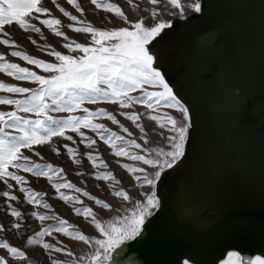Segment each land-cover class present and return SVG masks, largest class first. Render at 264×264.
<instances>
[{
    "label": "snow or ice",
    "instance_id": "6c2138e0",
    "mask_svg": "<svg viewBox=\"0 0 264 264\" xmlns=\"http://www.w3.org/2000/svg\"><path fill=\"white\" fill-rule=\"evenodd\" d=\"M46 2L52 3L63 17L68 18L67 29L76 34H86L90 42L78 43L71 39L66 34L61 19L55 17L52 10L45 6ZM90 2L96 9L102 7L97 0ZM147 2L152 6L149 15L155 23L150 24L142 18L133 21L129 18L130 13L126 8L116 3H107L104 10L114 13L112 19L118 18L123 26L97 28L91 23L79 20L77 15L61 6L58 0H0V4L7 5L6 8L0 6V48L8 49L7 52H0V74H5L17 82L35 85L31 87L0 81V93H4L0 95V106H9L12 109L0 110V201L5 204L4 211L9 217L7 224L0 220V231H10V224L12 230L20 232L27 228L28 219H34L40 222V225H44L46 221H56L55 225L40 226L33 235L25 238L27 245H35L47 252L51 264H112L113 255L121 245L142 235L146 220L160 207V200L155 191L157 183L161 182L166 170L173 168L184 156V146L191 127L188 109L180 103L164 75L154 66L156 57L149 48L165 29L171 27L169 22L159 19L160 6L179 10L181 15L184 6L181 0ZM66 3L80 14L84 13L77 0H66ZM127 5L138 7L134 5V0H127ZM195 10L200 11L199 4L195 5ZM8 27L17 28L22 35L27 34L25 38L33 45L37 40L33 39L31 34H40L42 29H47L55 37L62 38V47L67 50V54L54 47L45 48L47 55L53 58L46 61L19 50L21 46L7 30ZM9 58H17L25 66L10 62ZM145 86L154 90L148 91ZM138 91L142 93V98L133 95ZM99 103L115 105L118 115L103 107L96 110L84 107L85 104ZM137 104L149 110V120L156 122L161 129L167 128L171 133L166 137L170 145L169 150H145L136 140H126L124 135L112 131L102 122H97L102 118L106 119L131 136L132 133L121 123L119 116L135 125L140 133H145V126L139 123L143 114L132 110ZM161 107L177 109L182 120H177L167 113L163 117L152 114ZM77 111L82 115H71ZM51 112H67L70 115L57 119L49 114ZM21 113L31 114L35 118H26ZM84 130L94 133L99 141L112 150L114 157L140 162L153 170L149 174L142 166H130L127 163L120 165L133 175L141 187L148 186L143 200L132 202L125 189L117 187L121 181L112 171L107 170L109 165L98 154L92 151L86 153L90 167L97 170L94 179L111 187L114 197L134 204L130 215L117 216L110 221L99 219L93 207L83 206L84 201L71 194L80 193L82 189L66 181L63 167L32 160L33 155L43 159L36 146L47 145L54 137H59L72 142L71 145L65 143L63 151L72 163L80 164L82 153L72 146L77 141L69 133L78 136L85 149H94L98 143L97 139L86 134ZM141 139L144 144L148 143L146 134L142 135ZM129 147L140 152L133 154L128 150ZM53 151L56 155L61 154L60 148ZM30 178L45 179L54 189L57 199L65 204H80L81 207H74L73 212L77 217H83L89 222L99 235L70 230L76 226L67 220L36 211L37 208L51 210L52 206L41 199V196L47 193L26 186L30 184ZM83 196L102 210L112 209L111 204L90 195L88 191H83ZM24 203L32 206L30 217L22 210ZM54 234L81 242L87 246V252L76 255L73 250L65 248L59 239H56L55 243L45 240ZM53 252L70 257L71 260L56 259L51 255ZM26 259V251L22 247L13 246L7 239L0 240V264H12V260ZM183 264H189L188 260H184ZM221 264H264V256H247L231 250L227 252L226 259Z\"/></svg>",
    "mask_w": 264,
    "mask_h": 264
},
{
    "label": "water",
    "instance_id": "95a60500",
    "mask_svg": "<svg viewBox=\"0 0 264 264\" xmlns=\"http://www.w3.org/2000/svg\"><path fill=\"white\" fill-rule=\"evenodd\" d=\"M149 47L191 127L161 207L112 264L264 254V0H201Z\"/></svg>",
    "mask_w": 264,
    "mask_h": 264
},
{
    "label": "rangeland",
    "instance_id": "374dc122",
    "mask_svg": "<svg viewBox=\"0 0 264 264\" xmlns=\"http://www.w3.org/2000/svg\"><path fill=\"white\" fill-rule=\"evenodd\" d=\"M67 11L71 12L74 15L78 16L79 20L84 21L85 23H91L93 26L97 28H112L113 26H123L121 20L112 19L114 13H109L104 10V5L107 3H116L118 6L122 8H126V10L130 13L129 18L135 21L137 18H142L148 21L150 24L155 23L150 18V10L152 6L147 2V0H134V5L137 6H128L127 0H97L98 3L102 5L100 9H96L94 5L91 4L90 0H77V3H80L81 8L84 9V13L80 14L79 12L75 11V9L66 3V0H58ZM183 7V14L181 15L179 10L172 9L170 7L165 8L163 5L160 6L161 15L159 19L165 20L171 23L172 19L175 17H184L190 13L195 12V5H200V0H181ZM0 6L7 7L6 4H0ZM45 6L52 10V13L55 17L60 18L62 24L65 26L66 34L71 38L76 40L78 43H89V39L86 34H76L71 29H67V25L69 20L67 17H63L62 13L56 10L52 3L46 2ZM7 27V26H6ZM14 38L17 40V43L21 46L19 50L25 51L28 54H31L37 58H43L46 61H51L53 58L49 57L44 51L45 48H55L65 54H67V50L62 47V38L55 37L50 33L47 29H42L40 34L32 33V38L37 40V43L33 45L28 39H26V35H22L21 32L17 28L8 27L7 29ZM8 49L0 48V52H7ZM10 62H18L21 63L22 66H25L22 61H19L17 58H9ZM160 71V70H159ZM161 72V71H160ZM47 75V74H46ZM0 81L6 83H17L22 84L23 86H31L35 87V85H29L25 82H17L14 81L12 78L7 77L5 74H0ZM146 90L152 91L154 89L145 86ZM174 93V92H173ZM4 93H0L3 95ZM133 95L141 96V92L133 93ZM177 97V96H176ZM19 98V97H17ZM181 104L182 101L177 97ZM184 105V104H183ZM84 107H88L90 110H96L98 107H103L108 111H112L118 115V109L115 105L110 103H99L97 105H89L85 104ZM185 107V105H184ZM0 110L10 111L12 110L9 106H0ZM133 111H138L142 113V118L139 121L142 125L145 126V133H140V130L133 125L130 121L125 120L123 117H119L118 119L121 120V123L129 129L132 133L131 136H128L127 133H123L118 125H112L110 121L106 119H100L97 122H102L105 124L106 127L110 128L112 131H116L120 135H124L126 140L134 139L137 143L142 144L145 150H152V149H164L169 150L170 145L166 137L171 135V133L165 129L159 128L156 122L151 121L148 119L149 110L146 109L143 105L137 104L134 105ZM167 113L169 115L174 116L177 120H182V116L177 109L174 108H159L155 113L152 114H159L161 117ZM51 116L57 119H64L67 118L70 114L67 112H51L49 113ZM189 114V113H188ZM21 115L25 116L26 118H35L31 116V114L21 113ZM71 115H82L81 112L77 111L75 113H71ZM190 123V118H189ZM12 131V130H9ZM86 134L93 136L94 139H97L98 143L94 147V149H85L84 145L80 144L79 137L73 133L74 140L77 141L76 144L72 145L76 147L82 155L80 156L81 163L74 164L70 161L67 154L63 151V145L65 143L72 144L70 141H64L62 138L54 137L51 143L44 145V146H36L37 151L41 153L40 157L32 156V160L36 163H51L54 166L63 167L66 173V181L73 183L76 187L82 189L80 193L72 192L71 194L74 196L79 197L80 200L84 201L83 206L93 207L96 216L103 220V221H110L117 216H124L130 215V211L134 206L133 203L123 201L121 198L114 197L112 195L113 189L107 186L105 183L101 181H96L94 179V173L97 171L96 169H92L90 167V162H87L86 153L88 151H92L94 154H98L108 165V171H112L116 178L121 181L117 187H122L125 191L130 195L131 201H142L143 194L148 190V186L144 185L141 187L139 182H137L131 173L126 172L122 167L121 164L127 163L130 166H142L145 167L146 171L151 174L152 169L149 166L141 165L140 162L131 161L126 158H118L114 157L112 150L102 141H99L98 137L91 133L89 130H84ZM15 134V133H13ZM147 136L148 143L144 144V141L141 139L142 135ZM119 144V142H116ZM185 147V146H184ZM60 148L61 154L56 155L54 153V149ZM130 152L135 154L136 152H140L138 149H134L129 147L128 149ZM25 154L31 155L30 153L25 152ZM103 170V169H101ZM78 173H82L83 175H79ZM30 186L35 191H40L43 193H47V195H42L41 199L45 202H48L51 206V210H45L43 208H37L36 211H40L41 213L48 214V215H56L61 219L67 220L69 223L75 225V231H83L85 234H90L93 236H98L99 234L94 231V227L89 224V222L85 221L83 217H77L73 212L74 207H81L80 204L73 205L72 203L65 204L63 201L57 199L54 189L46 182L45 179L39 178H30V184L26 185ZM64 191V190H62ZM83 191H88L90 195L95 196L97 198L103 199L109 204L112 205L111 211L107 209H101L100 206L94 205V202L89 200L87 197L83 196ZM155 191L158 196L157 186ZM5 204L0 201V220H3L4 223H8L9 217L5 214ZM22 210L26 213L27 216L30 217L32 206L24 203L22 205ZM157 210V209H156ZM154 210V213L155 211ZM150 218V217H149ZM148 218V219H149ZM147 219V220H148ZM146 220V221H147ZM26 224L28 225L27 228L22 229L20 232H16L15 230L11 229V225L9 224L8 227L10 231L3 232L0 231V240L7 239L13 246H20L23 250L26 251L27 259L24 261L12 260V264H51V259L49 254L45 252L42 248L37 247L35 245H27L25 238L29 235H33L35 231L39 230L40 226H48V225H55L56 221H46L44 225H40V222L35 221L34 219L26 220ZM56 239L62 241L63 246L65 248L71 249L74 251L76 255H83L87 252V246L83 245L81 242L72 241L71 239L63 236H57L54 234L52 237H46L45 240L49 243H55ZM60 246V245H57ZM52 257L56 259H64L70 261L71 258L67 256H61L57 253H52ZM192 264V263H189Z\"/></svg>",
    "mask_w": 264,
    "mask_h": 264
},
{
    "label": "bare ground",
    "instance_id": "6f19581e",
    "mask_svg": "<svg viewBox=\"0 0 264 264\" xmlns=\"http://www.w3.org/2000/svg\"><path fill=\"white\" fill-rule=\"evenodd\" d=\"M201 1V0H200ZM185 17V16H184ZM175 18H178V17H175ZM175 18H173L172 19V21H171V25H172V23H173V20L175 19ZM181 18H183V17H181ZM166 30V29H165ZM165 30L161 33V34H163L164 32H165ZM150 48V47H149ZM151 51H152V49H150ZM153 52V51H152ZM154 55V54H153ZM155 56V55H154ZM157 62H159L158 61V58H157ZM155 63H156V60H155ZM157 64V63H156ZM156 64L154 65L158 70H160L161 71V73L163 74V72H162V70L159 68V67H157L156 66ZM164 78H165V76H164ZM165 80H166V78H165ZM166 82H167V80H166ZM169 84V83H168ZM169 86L172 88V86L169 84ZM172 90H173V92H174V89L172 88ZM175 94V93H174ZM184 104V103H183ZM185 105V104H184ZM185 107H186V105H185ZM187 108V107H186ZM188 109V108H187ZM188 113H189V111H188ZM189 118H190V115H189ZM184 149H185V147H184ZM179 164V161L177 162V164L176 165H174V167L175 166H177ZM168 170V169H167ZM167 170H166V172H167ZM165 172V173H166ZM164 173V174H165ZM163 174V175H164ZM163 177V176H162ZM159 182L157 183V191H158V196H159V200H160V207H161V195H160V192H159ZM152 217V216H151ZM151 217L145 222V225L148 223V221L151 219ZM145 225L143 226V232H144V229H145ZM142 232V233H143ZM127 242H129V241H127ZM127 242H125L123 245H121V248L120 249H118L117 250V252L113 255V259L114 258H117L121 253H122V251L125 249V246H126V244H127ZM157 249H159V251H161V253H162V251H163V253H167L168 252V246H166L165 244L163 245V246H159V247H157ZM231 250H235V251H238V252H240L241 254H243V255H245L241 250H238V249H235V248H232V249H230V250H228V251H231ZM227 251V252H228ZM227 254V253H226ZM226 254L224 255V257H222V258H220L219 259V261H218V264H221V262L224 260V259H226ZM256 255H262V256H264V254H262V253H254V254H252L251 256H256ZM130 259H124L123 261H122V263H118V264H133V263H129V262H131V261H129ZM184 260H188V262L189 263H192V264H197V263H195L194 261H192V260H190V259H188V258H184L183 259V261ZM183 261H182V263L181 264H183Z\"/></svg>",
    "mask_w": 264,
    "mask_h": 264
}]
</instances>
